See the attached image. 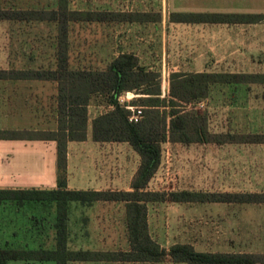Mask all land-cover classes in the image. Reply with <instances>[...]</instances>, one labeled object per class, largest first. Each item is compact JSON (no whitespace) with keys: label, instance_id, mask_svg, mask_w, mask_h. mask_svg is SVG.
Masks as SVG:
<instances>
[{"label":"rangeland","instance_id":"1","mask_svg":"<svg viewBox=\"0 0 264 264\" xmlns=\"http://www.w3.org/2000/svg\"><path fill=\"white\" fill-rule=\"evenodd\" d=\"M58 1L0 0V9L50 10L58 6ZM175 1L170 0V3L176 6ZM191 3L190 9H206L200 8L206 6L200 4L199 0H191ZM215 7L220 10L212 11H233V8H224L226 5ZM256 9L264 10V0L256 2ZM165 13V0H154V21L160 20ZM148 17L140 13H134L133 16L137 19ZM84 30L86 32L78 33L77 27H73L70 31V57L74 60L83 59L94 68H105L113 57L112 52L102 48L101 29L86 26ZM164 30L162 20L154 23V59L150 53L149 31L142 33L137 40L147 50L142 58L144 63L154 62V70L162 75L161 97L170 99V82L164 66L168 52ZM58 33V25L51 21L0 20V70L53 68L57 62ZM254 71L263 72L264 64L256 66ZM29 90L25 81L0 79V129L26 130L40 125L39 113L34 107L39 100L30 98ZM209 91L212 94L208 99L181 104L185 111L206 116L210 132L224 134L221 140H228L232 134L237 136L243 135V132H264V84L215 83L210 86ZM127 92L119 99L123 106L146 109V96L131 91L132 98L127 100ZM103 95L108 96L106 93ZM47 103L46 116L50 120L53 111L50 102ZM165 108L169 110V107L161 109ZM90 118L88 115L86 131L92 126ZM192 127L193 124L190 123L191 130ZM238 139L237 136L236 140ZM185 144L190 148L184 150L181 148L182 144H174L171 140L162 144V164L148 190L264 192L262 145L229 141ZM50 146L53 145L0 141V185L34 187L42 183L50 184L52 166L57 157L56 150ZM104 146L98 147L97 153L93 148L87 149V166L101 169L109 167L116 174H120L121 169H126L127 175L132 174L138 161L133 148L125 143L113 145L114 149ZM129 178L130 176L123 177L120 184L128 185ZM120 204L112 210L111 227L117 232L118 249L122 247L127 226L124 205ZM52 212L54 213L52 207L45 208L41 204L0 202V247H38L42 245L40 240L44 237L51 239L55 234ZM148 218L152 237L168 250L176 243H189L198 251L264 254V203L173 202L167 199L162 202H149ZM8 264L55 263L11 261ZM154 264L186 263H174L170 257H166L162 262Z\"/></svg>","mask_w":264,"mask_h":264},{"label":"trees","instance_id":"2","mask_svg":"<svg viewBox=\"0 0 264 264\" xmlns=\"http://www.w3.org/2000/svg\"><path fill=\"white\" fill-rule=\"evenodd\" d=\"M133 14L107 12H80L70 9L69 0H59L56 9H0V20L51 21L59 27L57 67L34 70H0V79L54 80L58 82V129L56 131L0 129V140H55L57 142L58 186L54 189L0 188V202L14 201L56 206L54 228L56 247H0V264L11 261L55 262L70 261H142L162 262L170 257L174 263L186 264H264V254L246 252L198 251L189 243H176L166 249L150 232L148 203L162 202H237L264 203V192L216 193L199 191L161 192L148 190L159 171L162 144L173 142H246L264 143V134L236 135L228 140L224 134L209 131L206 116L185 111L181 103L204 100L215 83L264 84V73H189L173 74L170 99L162 98L161 74L142 66L133 53H123L104 70L71 69L69 67V22L98 20L108 17L134 20ZM172 18L186 22L258 23L264 13H176ZM125 91H137L146 96L143 118L131 122V110L120 103ZM106 93L114 106L92 122L93 139L98 142H128L140 155L141 164L132 182V190H71L67 186L68 141L87 137L88 105L94 94ZM139 99H142L139 98ZM169 107V110H162ZM169 119V120H168ZM193 124L192 130L189 128ZM193 135V136H192ZM97 201L123 202L126 206V225L129 251L72 250L69 241L70 204H92Z\"/></svg>","mask_w":264,"mask_h":264},{"label":"crops","instance_id":"3","mask_svg":"<svg viewBox=\"0 0 264 264\" xmlns=\"http://www.w3.org/2000/svg\"><path fill=\"white\" fill-rule=\"evenodd\" d=\"M70 9L80 12H107V13H140L149 16L146 19L119 20L108 17L102 21L98 20H72L69 22V35L73 27H77L78 33H84V28L94 27L101 29L102 48L112 52V60L108 61L105 68H94L83 59L74 60L70 57L69 67L71 69H94L104 70L113 59L123 53H133L139 57L142 66L154 70V62L144 63L146 48L144 44L137 40L142 33L149 31L150 34V53L154 59V23L162 20L164 23V35L166 40V63L167 76L171 84L173 74L189 73H241L254 74L264 73L255 72L256 66L264 64V21L258 23H219V22H186L178 21L172 18L176 13H264V10L256 9V2L259 0H199V3L206 6L193 10L189 4L191 0H176V6L165 0L166 13L161 15V19L154 21V0H69ZM76 3V4H74ZM74 4V5H73ZM197 4V3H196ZM217 5H226L224 8H233L231 12L212 11ZM144 6V8H142ZM58 7V6H57ZM56 7V8H57ZM55 8V9H56ZM223 8V7H221ZM205 10V11H203ZM86 32V31H85ZM120 36V37H119ZM56 65L53 67L54 69ZM224 68V69H223ZM250 68V69H249ZM169 70V71H168ZM162 76V75H161ZM12 80V79H9ZM29 85L30 98L38 99L37 106H34L39 113L40 125L33 131H56L58 129V82L54 80H20ZM30 83V84H29ZM131 92V91H129ZM132 93V92H131ZM211 91L205 99L211 96ZM132 98V97H131ZM50 102L53 114L52 119L48 120L46 114L47 102ZM203 101V100H202ZM202 104V103H201ZM114 106L108 96L102 93L94 94L88 105V113L93 120L99 115L113 110ZM7 130V129H6ZM248 135L250 132H243ZM251 134H264L251 133ZM13 141L22 143H33L41 146H50L56 150L57 142L55 140H0ZM129 144L128 142H98L93 139L92 126L87 131V137L81 141H68V160H67V186L71 190H132V182L140 167L141 157L136 153L138 158L136 167L132 174L127 175L126 169H121L120 174L112 172V168H96L87 166V149L93 148L97 153L98 147L113 148V145ZM238 143V142H236ZM182 144L181 148L186 150L187 144ZM198 144V143H196ZM206 144V143H205ZM241 144H251L243 142ZM112 145V146H111ZM130 145V144H129ZM262 145L264 143H258ZM131 146V145H130ZM118 147V146H116ZM132 147V146H131ZM133 148V147H132ZM192 148V147H191ZM114 149V148H113ZM53 172L50 174V184H41L34 187L29 185H0V188L11 189H54L58 186V166L57 157L54 160ZM130 176L128 185L120 184V180ZM154 179V178H153ZM152 179V180H153ZM152 181L150 182V184ZM123 202L116 201H97L92 204H82L72 202L70 204L69 217V241L68 245L72 250H91V251H129L130 242L128 230L124 235L122 247L118 249L119 239L117 232L111 229L113 222L112 210ZM124 205V218H126V206ZM47 208V206L42 205ZM52 219L56 217V206H51ZM43 209V208H42ZM54 227V226H53ZM55 234L49 239L44 237L40 240L42 245L30 248H50L56 247V230ZM55 263V262H54ZM69 264H154V262L142 261H70Z\"/></svg>","mask_w":264,"mask_h":264},{"label":"built area","instance_id":"4","mask_svg":"<svg viewBox=\"0 0 264 264\" xmlns=\"http://www.w3.org/2000/svg\"><path fill=\"white\" fill-rule=\"evenodd\" d=\"M129 110H131V114L129 119L131 122H139L143 118V109L135 106H126Z\"/></svg>","mask_w":264,"mask_h":264},{"label":"bare ground","instance_id":"5","mask_svg":"<svg viewBox=\"0 0 264 264\" xmlns=\"http://www.w3.org/2000/svg\"><path fill=\"white\" fill-rule=\"evenodd\" d=\"M127 93H128V96H127V100H128V99H130V98L132 97V96H131V95H132V93H131V92H129V91H128Z\"/></svg>","mask_w":264,"mask_h":264}]
</instances>
